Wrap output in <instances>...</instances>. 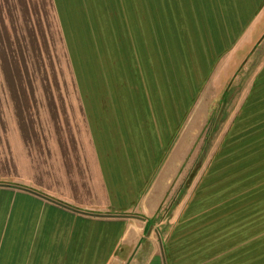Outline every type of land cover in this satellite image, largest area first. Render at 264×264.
Segmentation results:
<instances>
[{"label": "crops", "instance_id": "obj_1", "mask_svg": "<svg viewBox=\"0 0 264 264\" xmlns=\"http://www.w3.org/2000/svg\"><path fill=\"white\" fill-rule=\"evenodd\" d=\"M51 3L87 156L42 187L0 179V264H264V0ZM217 101L204 240L163 252L148 221Z\"/></svg>", "mask_w": 264, "mask_h": 264}, {"label": "rangeland", "instance_id": "obj_2", "mask_svg": "<svg viewBox=\"0 0 264 264\" xmlns=\"http://www.w3.org/2000/svg\"><path fill=\"white\" fill-rule=\"evenodd\" d=\"M220 96V94H219ZM193 148L147 231L159 227L162 251L204 240L203 180L219 111ZM88 127L75 74L51 0H0V179L43 186L46 173L87 156ZM212 149L211 161L216 159ZM134 216L145 220L142 213ZM153 235V233H152ZM165 247V248H164Z\"/></svg>", "mask_w": 264, "mask_h": 264}, {"label": "water", "instance_id": "obj_3", "mask_svg": "<svg viewBox=\"0 0 264 264\" xmlns=\"http://www.w3.org/2000/svg\"><path fill=\"white\" fill-rule=\"evenodd\" d=\"M0 184L7 185L5 183H0ZM97 215L102 216V214H97ZM112 216H114V217H134V216H137V215H131V214H113Z\"/></svg>", "mask_w": 264, "mask_h": 264}]
</instances>
